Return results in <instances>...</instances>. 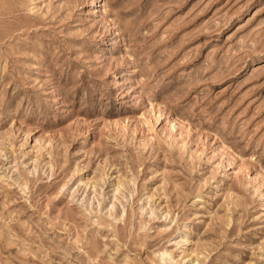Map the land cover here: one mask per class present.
I'll return each instance as SVG.
<instances>
[{
    "label": "rangeland",
    "instance_id": "rangeland-1",
    "mask_svg": "<svg viewBox=\"0 0 264 264\" xmlns=\"http://www.w3.org/2000/svg\"><path fill=\"white\" fill-rule=\"evenodd\" d=\"M0 264H264V0H0Z\"/></svg>",
    "mask_w": 264,
    "mask_h": 264
}]
</instances>
